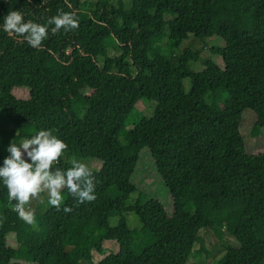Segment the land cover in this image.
<instances>
[{
  "label": "trees",
  "instance_id": "obj_1",
  "mask_svg": "<svg viewBox=\"0 0 264 264\" xmlns=\"http://www.w3.org/2000/svg\"><path fill=\"white\" fill-rule=\"evenodd\" d=\"M58 9L80 26L49 32L40 49L0 28V166L13 140L51 129L69 146L58 167L99 162L97 199L76 206L64 191L60 211L32 209L28 225L0 181V264H264V153L229 135L246 112L264 124V0H0V24L10 10L45 23ZM209 38L221 63L201 58ZM143 100L151 114L134 116ZM144 149L171 215L133 181ZM223 229L237 245L218 246ZM106 241L118 250L96 262Z\"/></svg>",
  "mask_w": 264,
  "mask_h": 264
},
{
  "label": "clouds",
  "instance_id": "obj_2",
  "mask_svg": "<svg viewBox=\"0 0 264 264\" xmlns=\"http://www.w3.org/2000/svg\"><path fill=\"white\" fill-rule=\"evenodd\" d=\"M79 26L77 12L62 9H58L57 14L49 17L45 23L25 20L20 10H10L0 24V28L9 36L22 38L34 49L43 47L49 32L52 35L61 30L74 32ZM68 147L65 140L51 129H40L31 138L25 137L19 144L13 140L7 146L9 155L0 166V181L7 188L9 202L15 201L14 211L18 218L26 224L36 223L34 210L26 205L30 204L31 199L39 198L41 193H47L48 204L57 211L61 210L64 202V191L70 193L76 206L97 199L95 176L87 163L73 159L66 169L57 166ZM62 210L69 213L73 208L66 206ZM4 219L6 217L0 218V222Z\"/></svg>",
  "mask_w": 264,
  "mask_h": 264
},
{
  "label": "rangeland",
  "instance_id": "obj_3",
  "mask_svg": "<svg viewBox=\"0 0 264 264\" xmlns=\"http://www.w3.org/2000/svg\"><path fill=\"white\" fill-rule=\"evenodd\" d=\"M175 18V15H166V20L169 21L171 19ZM169 31V29H167ZM168 35L164 37L162 43H166L168 41ZM193 39H190L188 41H185L183 43V46L185 48L189 47ZM208 46H206L203 50H201V58H213L218 63H221V58L217 55H215L211 51V47L215 44H218L220 41L217 38H209L207 40ZM102 62V61H101ZM192 66L195 69H203L204 65L201 60L199 61H193ZM13 72L17 71L15 69H12ZM186 90L189 89L190 83L188 80L184 81ZM15 94L18 97L23 96V92L20 90H16ZM209 102H213L211 99H207ZM222 102H217L216 106L221 107ZM137 111L134 113V116H148L151 114L153 110V106L147 102V101H139L137 106ZM131 124V123H130ZM229 135H231V140H234L236 144H238L242 149H244L249 155H256L264 153V124L261 122H258L254 116L246 112L243 114V118L240 124V127L230 132ZM88 165H97L99 168V162L95 161H88ZM89 165V166H90ZM133 181L141 188L144 189L145 192H147L149 195H151L154 198H157L159 201L163 203L165 206L167 212L171 215L173 214L174 208H173V202L171 195L169 193L168 188L165 186L163 180L159 176L157 172V166L155 163V160L151 154V152L148 149H144L141 152V157L139 159V162L136 166V169L133 173ZM64 200H65V193H62ZM43 201V202H41ZM50 204H48V195L47 193H41L39 198H33L30 201L29 205H26V207H30L31 209H36L39 212L43 213L45 212ZM130 218L135 217V215H130ZM114 222L115 219H114ZM218 246L220 247H227L229 245H237L236 241L232 238L231 234L228 233L226 229H223V235L222 237H217ZM8 243L12 246H16V242L14 240V235H10L8 237ZM215 246V247H214ZM118 244L114 241H106L105 242V248L106 251L104 254H101L99 252L94 251V260L96 262L100 261L105 255L109 254L110 252H116L118 250ZM217 246L212 244H207V248L212 252L217 251ZM223 255V252H220L217 254V258H220ZM201 255L199 253L198 246L195 247L194 252L191 255L192 261L200 262ZM31 264H36L34 262H30ZM203 264H215L213 262V256L208 257L205 259Z\"/></svg>",
  "mask_w": 264,
  "mask_h": 264
}]
</instances>
